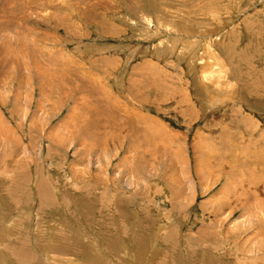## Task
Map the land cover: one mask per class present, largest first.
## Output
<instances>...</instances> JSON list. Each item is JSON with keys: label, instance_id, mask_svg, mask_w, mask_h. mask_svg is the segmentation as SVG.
<instances>
[{"label": "rangeland", "instance_id": "rangeland-1", "mask_svg": "<svg viewBox=\"0 0 264 264\" xmlns=\"http://www.w3.org/2000/svg\"><path fill=\"white\" fill-rule=\"evenodd\" d=\"M263 142L264 0H0V264H264Z\"/></svg>", "mask_w": 264, "mask_h": 264}, {"label": "bare ground", "instance_id": "bare-ground-1", "mask_svg": "<svg viewBox=\"0 0 264 264\" xmlns=\"http://www.w3.org/2000/svg\"><path fill=\"white\" fill-rule=\"evenodd\" d=\"M259 87V86H258ZM256 91V90H255ZM242 136V135H241ZM262 136V135H261ZM239 138V137H238ZM256 141V140H255ZM264 143V142H263Z\"/></svg>", "mask_w": 264, "mask_h": 264}]
</instances>
